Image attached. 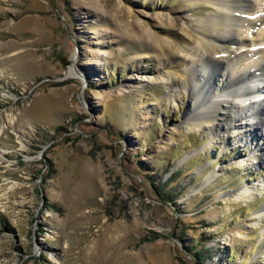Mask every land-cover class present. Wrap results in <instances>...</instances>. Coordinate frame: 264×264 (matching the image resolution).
Returning a JSON list of instances; mask_svg holds the SVG:
<instances>
[{
  "label": "rangeland",
  "instance_id": "374dc122",
  "mask_svg": "<svg viewBox=\"0 0 264 264\" xmlns=\"http://www.w3.org/2000/svg\"><path fill=\"white\" fill-rule=\"evenodd\" d=\"M218 1L0 0V264H264V127L186 120Z\"/></svg>",
  "mask_w": 264,
  "mask_h": 264
},
{
  "label": "bare ground",
  "instance_id": "6f19581e",
  "mask_svg": "<svg viewBox=\"0 0 264 264\" xmlns=\"http://www.w3.org/2000/svg\"><path fill=\"white\" fill-rule=\"evenodd\" d=\"M216 7L218 14L213 17L216 24L209 21L210 19H203L200 26H197V29L210 27L216 29L218 26H221L222 29L217 30L216 36L203 35L204 40L200 41L198 46L194 48L198 54L190 60L194 71L191 85L188 86L194 95L192 108L186 119L188 120L187 123L197 125L207 121L208 116L221 108L220 118L224 125L219 124L217 127L222 126L226 130L236 128L238 123L236 124V121L230 119V115H235L239 122L246 118L253 120L255 129H258L261 124L264 127V120H262L264 102L259 104H256L257 101L250 102L252 98L256 97L261 101L263 97L261 94L264 90V85L257 84V82L264 83V0H219ZM188 23L190 21H187ZM248 37L251 38L249 49L244 40ZM227 40L234 41L231 50L223 52L216 48L215 44ZM205 44L211 46L210 48L215 51L207 53L204 48ZM253 50L254 54L252 55ZM246 57L248 60L239 70L237 63ZM0 62L3 66L10 68L4 59H0ZM221 70H223V75L225 74L227 87L219 95L211 96L214 89L212 80L218 73L222 72ZM68 75H73L72 68L69 69ZM198 79H201L202 82L198 83ZM243 110L244 112L246 110L245 113L250 110L253 113L247 117L248 114H243ZM254 127L250 124L245 126V128ZM256 148L262 152L264 151V144ZM235 195L238 197L240 193Z\"/></svg>",
  "mask_w": 264,
  "mask_h": 264
},
{
  "label": "trees",
  "instance_id": "16d2710c",
  "mask_svg": "<svg viewBox=\"0 0 264 264\" xmlns=\"http://www.w3.org/2000/svg\"><path fill=\"white\" fill-rule=\"evenodd\" d=\"M191 256L194 258H196V257L198 258L200 256V254H199V252L195 251V252H192Z\"/></svg>",
  "mask_w": 264,
  "mask_h": 264
}]
</instances>
